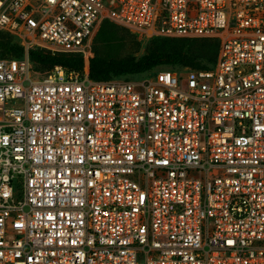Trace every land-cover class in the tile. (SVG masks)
I'll use <instances>...</instances> for the list:
<instances>
[{"label": "built area", "instance_id": "2783aa9c", "mask_svg": "<svg viewBox=\"0 0 264 264\" xmlns=\"http://www.w3.org/2000/svg\"><path fill=\"white\" fill-rule=\"evenodd\" d=\"M106 20L217 61L93 79ZM0 32L25 48L0 56V264H264V0H0Z\"/></svg>", "mask_w": 264, "mask_h": 264}, {"label": "trees", "instance_id": "16d2710c", "mask_svg": "<svg viewBox=\"0 0 264 264\" xmlns=\"http://www.w3.org/2000/svg\"><path fill=\"white\" fill-rule=\"evenodd\" d=\"M129 35L135 36L109 20L104 21L98 31L103 42H115L118 45ZM218 51L219 42L215 39L153 37L149 49L139 57L102 56L94 48V56L89 60V74L93 79L107 80L115 76L143 73L164 64L210 68L217 61ZM24 53V46L15 36L0 32V56L22 57ZM29 57L39 71H52L56 66L68 71H82L85 67V59L79 53H52L31 48Z\"/></svg>", "mask_w": 264, "mask_h": 264}, {"label": "rangeland", "instance_id": "374dc122", "mask_svg": "<svg viewBox=\"0 0 264 264\" xmlns=\"http://www.w3.org/2000/svg\"><path fill=\"white\" fill-rule=\"evenodd\" d=\"M150 47V39L137 37L136 35H129L122 41V44L118 45L115 42L107 43L103 42L102 39L98 36V32L95 35L92 43V50L94 56V48L99 51L102 56L115 57V58H124L128 56L139 57L149 49ZM177 67H181L180 65H171L164 64L154 67L151 70L145 71L143 73L134 74L136 76L149 74L151 72L156 71L157 69H176ZM47 72V71H41ZM130 76V75H127ZM125 77V76H115L112 78Z\"/></svg>", "mask_w": 264, "mask_h": 264}]
</instances>
